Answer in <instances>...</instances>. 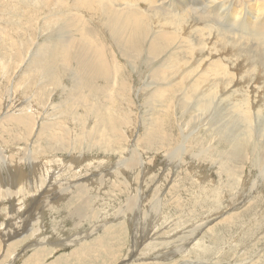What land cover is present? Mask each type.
Instances as JSON below:
<instances>
[{
	"label": "rangeland",
	"instance_id": "374dc122",
	"mask_svg": "<svg viewBox=\"0 0 264 264\" xmlns=\"http://www.w3.org/2000/svg\"><path fill=\"white\" fill-rule=\"evenodd\" d=\"M41 1H43V3ZM41 1L0 0V147L4 150L3 151L4 153L2 154L0 153V239H2L0 241V251H1L0 264H12V263L27 264L26 260H28L32 252H34V249L31 248L30 244H34V243H35L34 247L35 245L36 246L45 245L47 249L51 248L52 250L51 252L49 251V253L44 252L39 257V260L31 264H42V263L51 264V262L54 263V261L58 258H60L59 264H66V263L67 264L68 263L69 264H81V263L82 264L83 263L84 264H102V263L103 264H116V263L139 264L141 262L138 263L139 260L138 261L135 260L134 259L135 257L138 258L150 257L153 259L156 255H159L160 252L162 251L167 252L169 249H175V250L179 249V252L176 254V258H177L176 260L178 262L174 260L175 256H173L169 259V260L172 259L171 261L168 260L169 262H166L164 260L168 264L171 263L172 264H179V263L180 264H194V263L195 264L197 263L198 264H264V185H263L264 174H261V170H260L262 169L261 166L263 167L264 164L263 162L264 123L262 124V126L258 124V122L264 117V112H263L264 84L263 82L256 83L258 81L254 80V77L258 73L257 70L249 71V67L252 65L253 62L252 54L246 71L244 73H240V75L237 74V72L235 71L236 69L232 65L233 61L234 62L236 61L232 60L230 62L231 59L230 55L234 53V49H232L231 46L234 45H232L230 42L227 43L226 39L229 38L230 40H232L233 38H235L234 35H238L240 32L236 31L232 33L231 32L232 27L227 26V20L224 17L212 19L211 24L208 25L207 23H204L202 17L194 14V17L196 16L194 19L198 21L194 22V24L190 26L189 24L188 25L184 24L185 27L183 26V24H180L181 26L177 25L178 26L177 27L176 24H174V21L171 22V20L168 23V20H166V16L161 18V22H157L158 19L160 18L157 19L153 14H149V11L147 10L148 8H146L150 0L148 2L146 0H135V1L138 2L137 5H143L142 8L140 6V8L144 10L142 12H145L144 13L145 16L143 14V17L149 19L147 15L150 16L151 19L147 21L149 24L153 25V26L150 25L152 29L148 28L149 26L147 27L148 28L147 29L146 27H144V25H142L139 22L141 24V27L139 26L140 24L137 23L138 29L136 28L137 31L135 30L136 32H134L132 30V25L135 24L136 21L134 22L133 19L129 17L126 22L123 23L119 22V24H117L119 28L121 27L120 24L125 25L126 30H124L122 26L120 28L122 29V31L121 30L109 31L111 30L109 29L110 28L109 25L112 26L111 28L115 29V26L113 25L115 23V20L110 18L111 15L104 16L103 15L104 13L100 12V10L102 11L103 8L101 6L96 7L95 4H100L98 1L96 2L95 0L94 1L87 0L88 1V2L86 1L87 4L90 3L91 1L94 3L93 4L94 7H90V8H94V11L92 12L91 10L90 11L81 10L79 11L80 13L73 14L75 18H71L69 13V17L71 19H69L68 14L66 15V17L65 14L63 17L62 14H59L60 12L58 11V9L62 8L63 6V4L61 3L62 0H60V2H58L59 0L57 1L41 0ZM141 1L142 2L144 1L145 4L141 3ZM145 1L147 2V4ZM236 1L238 2V0H229L227 1V3H225V5L228 7L229 13L233 10L234 7H236L235 4L237 3ZM55 2H57V4L59 5L50 6V5H55L56 4ZM70 2H72V0H70ZM45 3L46 5H43ZM116 3L119 5V4H123L124 1L117 0ZM158 4L159 3H156V5ZM203 4H204L203 6L205 7V11H208L210 9L206 6L208 5V2H206L205 0ZM36 5L39 6L37 7ZM137 7L138 6H136V8ZM117 8H121V7H117ZM140 8H139V13L142 14ZM97 10H99V12ZM91 13L92 14L97 13V15L96 14L92 15ZM108 13L112 14L111 11ZM188 14L192 15L193 12L192 13L189 12ZM236 15L237 14H235L234 17ZM197 17H200V20ZM65 18L68 20H66ZM82 18L85 19L83 20ZM86 19L88 22L86 21ZM94 19L97 21L95 22ZM67 21H70L71 23ZM130 21H132L133 24L130 23ZM128 22L130 23V25L127 24ZM163 22H166L167 25L164 24ZM170 22H171V26H169ZM157 23H159V25ZM172 23L175 26L172 25ZM90 24L92 26H90ZM83 25L86 26V27L84 26L85 29ZM68 26L71 27L69 28ZM72 26L74 29L72 28ZM89 26L91 28H89ZM164 26H166V29L164 28ZM208 26L211 29L207 28ZM64 27H66L67 31L69 32L68 34L66 33V29H64ZM139 27L140 28L143 27L145 31L141 30ZM174 27H177L178 30L177 28L174 29ZM197 27L199 31L200 29H203L205 27L206 30H203L204 34L199 33L198 35ZM235 27H238V24ZM182 28H184V30ZM216 28L218 29L217 31L215 30ZM82 29L84 30L81 31ZM162 29L175 32L173 33V35H170V38L169 36L167 37L169 38V40L172 41L176 40V43L173 44H176L177 46L170 44L173 46H169L168 48L167 45L162 44V41L160 43L159 40H156L155 37H153L155 34L158 33L159 30L162 31ZM227 30H229V32H227ZM60 31L61 32L63 31L62 35ZM85 31L88 32L89 37L86 36L87 33ZM123 31H126L125 32L126 34H124ZM132 31L134 32L133 36L134 39L136 37V41L132 37L133 34ZM152 31L153 34L155 32L156 33L153 35ZM192 31H194L195 34H197L196 35L197 37L195 36V34L192 33ZM219 31L223 33H220ZM72 32L74 36H77L76 38H74ZM82 32L83 33L85 32L84 33L85 35H83ZM127 32L129 33L128 35ZM215 32L216 33L219 32L220 34L217 33L216 35ZM114 34L118 38L120 36L121 40L116 39ZM174 34L175 37H173ZM191 34H193V36ZM148 35L151 36V38H148L149 37ZM187 35H189V37ZM195 37L198 39V41L193 40V38ZM85 38H87V41H85L86 40ZM188 38L189 40H187ZM70 39L75 40L71 42L72 45L74 44L75 45L72 46L70 43L68 44L70 46V50L72 48L73 49L71 51L68 49L70 52L65 51L66 54L71 53V55L68 54L67 56L66 54H64L63 51V48L65 46V43L63 45V41L66 40L67 42H70L71 41ZM180 39L182 40V42L180 41ZM185 39L187 40L186 42L189 45V47L188 48L184 47L183 49H179L180 46L186 44ZM127 40L129 41L126 42L127 45L128 44L130 45V43H132L130 46L125 45V41ZM206 41L209 42L206 43ZM179 42L180 44H178ZM159 43L161 45L158 48ZM210 43L212 44V47H215L217 44L219 46L215 48L212 47L210 48L208 47ZM104 44L107 47L110 45L113 49H111V47L106 48ZM112 44H114V46ZM221 45L223 48L221 47ZM102 46H104L105 49ZM131 46L133 47V49L131 48ZM226 46H228L229 48H227ZM247 46L250 48V50H252L254 47V46H250V42L248 43ZM74 47L77 49L76 51ZM99 47L101 49L106 50V53L103 50L104 53L100 54L99 51L101 50ZM157 48L159 50H156ZM235 48L237 50L239 49L238 51H240L239 44L238 46H235ZM88 49L90 50V52L88 51ZM174 49L177 50L175 51ZM123 51L125 52L123 53ZM169 51L172 52L175 51L173 53L176 54H171L172 52L168 54ZM177 51L178 52L183 51V52H179L180 53L179 54ZM156 52L157 53L159 52L158 53L159 55ZM83 54H88L87 59L83 57ZM151 54L155 56L153 60ZM102 55L103 58L106 60H104L105 65L101 66V64L103 63L99 61V56ZM147 55L148 57L150 56L151 61L149 60ZM171 55H175L176 57L177 56L179 57L178 60L177 58L175 59V61L173 60L174 64L176 65L174 66L175 70L173 72L171 71L173 61L170 62L169 59ZM201 55L203 57H201ZM63 57L64 59H62ZM69 57L71 58L69 59ZM114 57H116L117 59ZM185 57L186 59H184ZM49 58H52L53 60ZM143 58L144 61L146 62L143 61ZM115 59L117 60V62ZM106 61L107 62L109 61L108 63H110L111 65L109 66V64ZM166 61L168 64L167 66L168 70L166 71L167 75L160 76V78L157 81L160 82L164 81L168 77H175L174 80L171 82L170 85L169 84L165 85L163 83L161 84L150 83L149 77H147L149 73L153 71L152 69L158 70V68L163 67ZM68 62L69 65L71 64L70 67L68 65ZM98 62L99 64H97ZM139 62L140 64H136ZM133 64L135 67L132 66ZM128 65L130 66L128 67ZM200 66L203 70H208L209 72L212 71V76L206 78L205 82L203 83L205 86L212 85L211 89L216 94V96H213L212 100L214 98L219 97L222 91V93L224 92V94L229 93L227 94V99H230L231 101H233V103L231 104L226 102L227 107L225 104H223L222 108L224 112L225 110L226 112L223 113V115L221 116L222 120H214V116L217 115V112L221 111L220 110L221 103L217 104L215 108L213 105L209 103L208 94H210V92L207 94V98L206 99L204 98L203 100L204 101L203 104L205 105L206 108L201 106L199 111L206 112V110H208L207 108L208 103L209 105H211L209 106V108H211L212 110L209 109V112L208 111L206 112L207 115H205V118H208L212 115V131H209L208 133L205 130L204 128L205 126L203 125L202 122L195 123L196 126L193 125L190 131L194 130L195 134L192 136V138L188 139L190 142H187L186 144V147L191 149V151L184 160L189 165L186 163L188 167H185L186 165L184 164L180 168L179 167L176 168L174 167V165H169L168 162H166V161H170L169 156L167 157L166 154L169 151H171V148L174 149L175 147H177V145L183 143L182 142L183 137L180 134V131L177 127V125L181 127V122H182L181 120H184L183 118L185 116L183 114L180 115V113L183 112V109L177 107V104L172 105L170 101H166L167 97L154 98L149 96L148 94H150V90H149L150 87L148 85H152V86L161 85L167 87L168 98L171 97L173 98L175 96L174 97L175 100L177 99V97L179 98L182 93L186 92V90L194 93L195 92L193 87L194 84L200 86L199 91L204 92L200 82H198L197 80H192L190 83V81H187L186 78H183V76L189 70L192 69L193 71H197L198 68H200ZM86 67H92V68H86ZM130 67L133 69L129 70ZM156 67L158 68L156 69ZM177 67L178 69H176ZM69 68L72 69L70 70ZM108 68H110L111 70H109ZM146 68H148L149 71ZM113 69L114 71H112ZM138 69L142 71L140 72ZM143 70H145L146 73L143 72ZM84 71H86L87 73ZM130 72H133L132 73L133 75ZM74 73L77 75V77ZM80 73L82 76L80 75ZM147 73L148 75H146ZM227 73H229V75H227ZM138 76H140V78ZM122 81L125 83L126 86H123V84L119 83ZM147 81L149 84H147ZM106 82L107 83L110 82V83L107 84ZM250 82H252V84ZM174 83L175 85L173 86ZM176 83H179L180 85ZM107 85L109 86L107 87ZM104 89H106L107 91ZM249 89L250 91H248ZM225 90L227 92H225ZM215 91H217L218 93ZM232 94H234V96ZM111 96L115 97L116 100L115 105L106 106V100H108L109 97ZM242 102H244L243 105ZM103 104H104V109L108 107L110 110H113L111 113L114 114V118L116 119L115 121L112 120L113 114L110 116L111 119L104 117L102 115L101 112H103L102 109ZM231 105L232 106L235 105V106L232 107ZM98 106L99 108L97 109ZM242 106H244L243 109L245 114L240 113V109L242 108ZM152 113L155 116L158 115L159 120H162V122H166V123L169 122V124L170 123H175V124L177 123V124L176 126H172L170 130L166 128L167 130L166 134L155 133L153 135V139L147 138L149 129L151 127L149 123L153 119L152 116H150L149 118L151 119L149 123H147V121H145L146 119L145 116L152 115ZM9 116H14V117L28 116V117H25L26 119L25 122H21V121H17L16 118L15 120L11 119L12 117ZM187 116L192 117L193 113H189L187 114ZM177 117L179 120L177 119ZM105 120L108 122L109 127H106ZM123 121L126 124H122L124 123ZM227 121L229 125H234L237 128H239V126L241 125L237 137L238 142H240V144H236V142L232 143L231 141H229V136L234 133L228 132L230 130L224 129V124ZM112 123L115 124V126H117V127L114 126L117 132L119 131V129L122 132L123 131L125 132L126 130L129 131H126V133L123 132L124 135L122 134L121 137L113 136L114 134H112V130L111 132H109ZM67 128L70 129L71 135L65 133ZM104 128L107 132H109V134L111 133L110 135L107 134L105 138L101 137V135L98 132H95L97 130L100 132H105L103 130ZM84 129H86L85 133L83 131ZM154 129L158 130L159 127L155 126ZM204 131H206L207 133ZM61 132L64 136H66L64 138H68V139L71 138L70 142L72 141L71 142L72 145L70 143L62 144V142H58V140L61 139L60 135H59L60 137L58 136L59 138L56 137L58 139L54 140L53 135H56V133L61 134ZM150 132H153V130ZM82 134H84L85 136ZM177 135L178 136L181 135V136L175 139L176 137H178ZM247 135L249 138L247 137ZM126 137L129 138L127 139ZM79 138L85 140L84 143H79L81 145V147L79 145L80 148L77 146ZM103 138L104 140L102 141ZM248 139L250 141H248ZM90 140H96L97 144L94 145L89 143ZM199 140L201 142H199ZM116 141L117 142L121 141L122 143L121 142L117 143ZM170 144L171 145L173 144L171 148H170L171 146ZM209 148L211 149L209 150ZM134 149L139 155L142 154V158L144 157L143 158L144 165L142 166L138 165L135 168H130V170L122 165L124 167V170L126 169L125 171L122 170L123 174H119L120 176L116 173L110 174L112 168H114V166L118 164V161H128L129 156L131 160L138 161V159L132 157V153H130ZM213 149L214 150L216 149L215 150L216 152ZM146 150L148 151V153H146L147 152ZM138 151L139 152L141 151L142 153L141 152L139 153ZM124 152L127 153L128 155L125 154ZM194 154H198V155H194ZM5 155L7 157L9 156L7 158L8 162H6V160H4L3 158ZM252 155L254 156L252 157ZM29 157L34 159L33 161L34 163H31L29 161L30 159ZM149 157L151 158V160ZM193 157L196 159H194ZM248 157L250 161L247 159ZM207 158L210 160H208ZM256 158L257 160H255ZM258 160L262 162L260 163ZM202 162L205 163L203 164ZM232 167H237V168H232ZM135 173L137 174L139 173V174L137 175ZM103 175L107 177L105 178ZM165 177H167L168 179L166 178L165 180L164 179ZM23 180L24 181L27 180V181L23 182ZM179 180L181 181L182 184L183 183L184 184L182 185ZM255 180H257V184H256L257 186L253 184ZM67 182L68 183L77 182L73 187L74 189H72L71 191L72 193H68L71 194L69 198L68 196L64 197L63 195L56 197L57 193L55 194L52 192H57L58 188L66 187ZM59 183H61V186H59L60 185ZM55 184L57 186H55ZM128 184L131 185L129 186ZM170 185H172V187ZM202 185L203 187H201ZM32 186H34L35 188H32ZM87 188L89 191L84 194V191ZM18 189L21 190L20 193L17 192ZM138 190H140L142 193L144 191V195L147 194L146 195L147 201H145L141 205L145 209V210L143 209L144 212H146L144 214L148 215L146 216V218H150L148 219V221L147 219H144L143 223L140 224L141 226L134 224V218H135L134 208L136 207L135 205L137 204H135L136 201L133 196L134 194H136ZM167 191H169L170 193ZM158 192H162L163 198L157 194ZM80 195L83 197H81ZM43 198L44 199L49 198L45 205H44V201L42 204ZM225 199L226 202L229 200L230 203L227 202L229 203L227 204L225 202ZM251 200L253 201L251 202ZM87 202L90 203L88 204ZM177 203H179L180 205L179 204L176 205ZM195 203L198 204L196 205ZM41 204L44 206L43 208L44 211H42L40 214L38 209L41 206ZM155 206L157 209L155 208ZM160 207H164V209L161 210L162 212L160 211V214H158ZM224 207L227 209H225ZM236 209L238 212L235 211ZM223 210H225L226 213ZM215 212L218 214H216ZM240 212H242V214ZM166 213L167 215H165ZM39 215L41 216L39 217ZM227 216H229V218L231 216V218L228 219ZM157 218L161 222L162 221L163 222L162 223H160V221L158 222ZM212 219H214V221H212ZM107 221L108 223L111 222L113 224L126 222L128 224V227H126L125 231H121L120 229H118L119 227H117L119 232L117 231L116 228L111 229L110 234L107 233L108 236H106L107 234L105 235L104 232L105 229L101 225L103 223H107ZM116 221L119 222L117 223ZM166 221L168 224H165ZM96 222H99L100 225ZM145 223H148V225L147 226L143 225ZM172 223H174L175 225L173 224L172 226ZM156 226H159L157 227L159 230L156 228ZM162 227L164 228L166 227V229ZM129 228L131 229L129 230ZM167 229L169 231H167ZM161 230L162 231L164 230V232H162V234H164L163 236H161L162 234H158V232ZM16 231H18V233ZM131 232H133V234ZM12 234H13L12 238H16V239L14 240L7 239V237L11 236ZM81 234H83L84 236ZM138 234H140V236H138ZM152 234L158 235L159 237H161L162 240L159 239L157 240L156 238H154ZM25 236H26V240L20 239V238H25ZM97 237L98 238L104 237V239L107 237L108 239L106 238L104 240V243L102 240L101 241V243H103L102 245L101 243L99 244L95 243L96 241L95 239L98 240ZM135 237L137 242L135 240ZM58 239L61 240L67 239L65 241H67L68 243L65 244L63 241L62 242L63 246L62 244H57V245L54 244L53 243L54 241L55 242L61 241ZM14 241L15 242L20 241V243L12 244ZM177 241L179 242L177 243ZM76 242H78V244ZM83 243L87 245H92L93 248L95 249L99 248L101 250L98 249L99 250L98 251L97 249L96 250L94 249L93 251L88 252L87 256H83L81 253L77 254L75 252V248L76 249L81 248ZM129 244L131 245L129 246ZM185 246H187L186 249ZM196 246L198 248L200 247L201 250L200 249L198 250ZM201 246L205 248L202 249ZM142 250H146V251H142ZM185 250L187 252L189 250L190 251L186 253ZM72 251L75 252L76 254L73 253ZM91 252L94 253L92 254ZM100 252L101 253L104 252L102 256H100ZM108 252L109 254H107ZM45 253L47 256L45 255ZM181 253H184L186 255ZM136 254L139 255L137 256ZM178 254L184 256L180 257L178 256ZM86 257L87 259H85ZM88 258L92 261H90ZM43 259L46 261H44ZM93 261L95 262L93 263ZM149 261L150 262L147 263H153V264L158 263V260L155 259Z\"/></svg>",
	"mask_w": 264,
	"mask_h": 264
},
{
	"label": "bare ground",
	"instance_id": "6f19581e",
	"mask_svg": "<svg viewBox=\"0 0 264 264\" xmlns=\"http://www.w3.org/2000/svg\"><path fill=\"white\" fill-rule=\"evenodd\" d=\"M39 1H41V0H39ZM48 1V0H47ZM57 1V0H56ZM87 0H72V2H70V0H62L61 1V3L63 4V6H62V8H60V9H58V11L60 12L59 14H62V17L64 16V14H65V17H66V15L68 14V17H69V13H70V17L71 18H75V16H73V14H77V13H80L79 11H83V10H91L92 12L94 11V8H90V7H94V3L92 2V1H94V0H92L90 3H88L87 4V2H86ZM96 2L98 1L100 4H95L96 5V7H98V6H101L102 8H103V10L101 11L100 10V12H103L104 14V16H107V15H111L110 16V18L111 19H113V20H115V23L113 24L114 26H115V29L114 28H111L112 26L111 25H109V29H111V30H109V31H112V30H121L122 31V29H120L122 26H123V28H124V30H126L125 29V25H121L120 24V28H119V26H117V24H119V22L120 23H123V22H126L127 21V19L129 18V17H131V19H133V21L135 22V24H133L132 23V21H130V23H132L131 25H132V30L134 31V32H136L137 30H136V28L138 27L137 25V23H141L142 25H144V27H148V28H150V29H152L151 28V26H153V25H151V24H149L148 23V21L147 20H149V19H151L150 18V16H148L147 15V17H149V19H147L146 17V19L143 17V14L145 13V12H142V11H144L143 9H141L142 7H143V5H137V3L138 2H136L135 0H122V1H124V3L123 4H117L116 3V1L117 0H95ZM121 1V0H120ZM147 2L149 1V0H146ZM145 1V2H146ZM205 0H150L149 1V4H148V6H146V8H148L147 10L149 11V14H153L157 19L158 18H160V19H158V21L157 22H161V18H163L164 16H166V20H168V23H169V21L171 20V22L172 21H174V24H176V26L177 25H180V24H183V26L185 27V25L184 24H189V26L190 25H193L194 24V22H196V21H198V20H196V19H194L195 17H194V14L195 15H198V16H200V17H202L203 18V21H204V23H207L208 25H210L211 24V22H212V19H216V18H222V17H224V18H226V20H227V26L228 27H232V30H231V32L233 33V32H236V31H239L240 33L238 34V35H234L235 36V38H233L232 40H230L229 38H227L226 40H227V43L228 42H230L232 45H234V46H231V44H230V46H231V48L232 49H234V53L232 54V55H230L231 56V59H230V62L232 61V60H235L236 62H234L233 61V63H232V65H233V67L236 69L235 71L237 72V74L238 75H240V73H244L245 71H246V69H247V66H248V63H249V60H250V58H251V54H252V61H250V62H252V65L249 67V71H251V70H253V71H255V70H257L258 71V73H257V75L254 77V80H256V81H258V82H256V83H259V82H263V84H264V0H238V2L237 3H235L236 4V7H234L233 8V10L229 13V10H228V7L225 5V3H227V1H229V0H206V2H208V5H206L208 8H210L208 11H205V7L203 6L204 4H203V2H204ZM35 2H37V1H35ZM42 3H43V1H41ZM58 2H60V0L58 1ZM147 2H146V4H147ZM56 4L55 5H50V6H57V5H59V4H57V2H55ZM120 3V2H119ZM135 3H136V5H135ZM141 3H144V1L142 2L141 1ZM156 3H159L158 5H156ZM33 4H36V3H33ZM32 4V5H33ZM38 4V3H37ZM50 4V3H49ZM145 4V3H144ZM207 4V3H206ZM42 5V4H41ZM43 5H46V3L45 4H43ZM37 7L39 6V5H36ZM136 6H138L137 8H138V10H137V8H136ZM140 6H141V8H140ZM84 7V8H83ZM117 7H121V8H117ZM231 7V6H230ZM54 8V7H53ZM56 8H58V7H56ZM139 8H140V11L142 12V14L141 13H139ZM207 8V9H208ZM240 8V9H239ZM62 9V10H61ZM237 9V10H236ZM75 10V11H74ZM96 10V9H95ZM56 11V10H55ZM57 11V12H58ZM98 12H99V10H97ZM112 12V14H109L108 12ZM74 12H76V13H74ZM189 12H193V14L192 15H189L188 13ZM85 13H86V11H85ZM82 14V13H81ZM92 14V13H91ZM97 15V13H94V14H92V15ZM102 14V13H101ZM101 14H99V15H101ZM235 14H237L235 17H234V15ZM26 15V14H25ZM91 15V16H92ZM2 16V15H1ZM59 16V15H58ZM144 16H145V14H144ZM69 17V19H71ZM93 17V16H92ZM98 17V16H97ZM200 17H197V18H199V20H200ZM23 18H24V16H23ZM22 18V19H23ZM94 18V17H93ZM107 18V17H106ZM109 18V19H110ZM66 19V18H65ZM64 19V20H65ZM83 19V18H82ZM85 19V18H84ZM83 19V20H84ZM99 19H100V17H99ZM98 19V20H99ZM130 19V20H131ZM9 20V19H8ZM7 20V21H8ZM66 20H68V19H66ZM65 20V21H66ZM95 20V19H94ZM71 21V20H70ZM70 21H67V22H70ZM86 21H87V19H86ZM97 20H95V22H96ZM66 22V23H67ZM74 22V21H73ZM73 22H72V24H73ZM84 22V21H83ZM82 22V23H83ZM88 22V21H87ZM150 22V21H149ZM167 22V21H166ZM166 22H163L164 24H166L167 25V23ZM171 22H170V25L169 26H171ZM210 22V23H209ZM71 23V22H70ZM98 23V22H97ZM130 23L128 22L127 24H129L130 25ZM139 23V24H140ZM71 24V25H72ZM75 24V23H74ZM81 24V23H80ZM94 24V23H93ZM141 24L139 25L140 27H141ZM158 25H159V23H157ZM162 24V23H161ZM160 24V25H161ZM173 23H172V25H174ZM222 24H224V23H222ZM237 24H238V27H235V26H237ZM69 25V24H68ZM87 25H89V24H87ZM105 25V24H104ZM151 25V26H150ZM66 26V25H65ZM85 25H83V27H84ZM90 26H92L91 24H90ZM89 26V28H91ZM163 26V25H162ZM175 26V25H174ZM181 26V25H180ZM179 26V27H180ZM189 26H187V27H189ZM207 26V25H206ZM67 27V26H66ZM66 27H64V29H66ZM69 27V26H68ZM71 27V26H70ZM69 27V28H70ZM75 27H77V26H75ZM79 27H80V25H79ZM82 27V26H81ZM82 27V28H83ZM86 27V26H85ZM85 27H84V29H85ZM101 27V26H100ZM108 27V26H107ZM139 27V28H140ZM159 27V26H158ZM178 27V26H177ZM177 27H174V29H176ZM186 27V28H187ZM192 27V26H191ZM195 27V26H194ZM227 27V28H228ZM72 28H73V26H72ZM147 28V29H148ZM164 28L166 29V26H164ZM168 28V27H167ZM205 28V27H204ZM200 29V31H199V29H198V27H197V32H198V35H199V33H202V34H204L203 33V30H206V28L205 29ZM207 28H209V26L207 27ZM212 28H213V25H212ZM74 29V28H73ZM81 29V28H80ZM84 29H82L81 31H83ZM130 29V28H129ZM138 29V28H137ZM141 30H143V31H145L144 30V28L142 27V28H140ZM146 29V30H147ZM157 29V28H156ZM183 30H184V28H182ZM209 29H211V28H209ZM24 30V29H23ZM42 30H43V28H42ZM62 30V29H61ZM72 30V29H71ZM87 30V29H86ZM128 30V29H127ZM136 30V31H135ZM177 30H178V28H177ZM181 30V29H180ZM182 30V31H183ZM192 30H194V29H192ZM213 30V29H212ZM216 31L218 30L217 28L215 29ZM64 31V30H63ZM62 31V32H63ZM73 31V30H72ZM132 31V32H133ZM156 31V30H155ZM160 31V30H159ZM159 31H158V33L157 34H153V31H152V34L154 35L153 37H155V39L156 40H159V42L161 43V41H162V44H164V45H167L168 46V48H169V46H173V45H175V46H177L176 44H173V43H176V40H169V38H170V35H173V33H175V32H173V31H170V30H163L162 29V31H160V34H159ZM175 31V30H174ZM188 31H189V29H188ZM53 32V31H52ZM61 32V31H60ZM61 32V35L63 34ZM86 33H87V37H89L88 36V32L87 31H85ZM84 32V33H85ZM124 32V34H126L125 32L126 31H123ZM129 32V31H128ZM127 32V35L130 33H128ZM134 32H133V34H132V37H133V39H134ZM181 32V31H180ZM196 32V33H197ZM204 32H206V31H204ZM208 32V31H207ZM220 32V31H219ZM219 32H217V33H219ZM227 32H229V30H227ZM226 32V33H227ZM230 32V33H231ZM42 33V32H41ZM65 33V32H64ZM66 33L68 34L69 32L67 31V29H66ZM83 33V32H82ZM81 33V34H82ZM83 33V35H85ZM182 33V32H181ZM187 33V32H186ZM192 33L193 34H195V32L194 31H192ZM216 33V32H215ZM217 33H216V35H217ZM220 33H223V32H220ZM219 33V34H220ZM72 34H73V32H72ZM144 34V33H143ZM145 34H147V33H145ZM190 34V33H189ZM193 34H191L192 36H193ZM211 34H212V32H211ZM60 35V36H61ZM80 35V34H79ZM78 35V36H79ZM150 35V34H149ZM148 35V36H149ZM179 35V34H178ZM182 35V34H181ZM197 34H195V36H196ZM57 36V35H56ZM71 36V35H70ZM73 36H74V34H73ZM114 36L116 37V39H119V40H121V38H120V36H119V38L114 34ZM148 36H146V37H148ZM167 36H169V38L167 37ZM183 36H184V34H183ZM188 37H189V35H187ZM220 36V35H219ZM50 37H52V36H50ZM77 36H74V38H76ZM129 37H130V35H129ZM143 37V36H142ZM173 37H175V34H174V36ZM172 37V38H173ZM177 37V36H176ZM180 37V36H179ZM197 37V36H196ZM193 38V40L194 41H198V39L197 38ZM212 37H213V35H212ZM226 37H227V35H226ZM62 38V37H61ZM64 38V37H63ZM73 38V37H72ZM145 38V37H144ZM148 38H151V36H149ZM182 38H184V37H182ZM187 38V37H186ZM209 38H211V37H209ZM224 38V37H223ZM53 39V38H52ZM86 39V40H85ZM84 40L85 41H87V38H85ZM127 39V38H126ZM130 39H131V37H130ZM129 39V40H130ZM175 39V38H174ZM63 40V39H62ZM71 41L70 42H67L66 40L65 41H63V45H64V43H65V46H64V48H63V51H64V54H66L65 53V51H69L70 50V46L68 45L69 43L72 45V43L71 42H73V40L72 39H70ZM135 41H136V37H135V39H134ZM150 40V39H149ZM187 40H189V38L187 39ZM186 39H185V43L186 44H184V45H182V46H180V48L179 49H183L184 47H186V48H188L189 47V45L187 44V41ZM207 40V39H206ZM223 40H225V39H223ZM75 41V40H74ZM152 41H153V38H152ZM180 41L182 42V40L180 39ZM214 41V40H213ZM52 42V41H51ZM56 42V41H55ZM120 42V41H119ZM126 42H129L128 40L127 41H125V45H127L126 44ZM132 42V41H131ZM209 42V41H208ZM207 41H206V43H208ZM220 42V41H219ZM219 42H218V44H219ZM226 42V41H225ZM224 42V43H225ZM250 42V46H254L253 47V49L252 50H250V48L247 46L248 45V43ZM102 43V42H101ZM106 43V42H105ZM134 43V42H133ZM158 43V42H157ZM158 44V48L160 47V45L161 44ZM213 43V42H212ZM132 43H130V45H131ZM170 44H173V45H170ZM178 44H180V42L178 43ZM217 44V43H216ZM216 45L215 47H217V46H219V45ZM223 44V43H222ZM238 44H239V46H240V51H238L236 48H235V46H238ZM75 45V44H74ZM74 45H72V46H74ZM95 45V44H94ZM109 45V44H108ZM113 46H114V44H112ZM129 45V44H128ZM127 45V46H128ZM129 45V46H130ZM155 45H157V44H155ZM226 45V44H225ZM228 45V44H227ZM98 46H101V45H98ZM104 46H105V44H104ZM104 46H102L103 48H104ZM133 46V45H132ZM131 46V48L133 49V47ZM174 46V47H175ZM192 46V45H191ZM204 46H205V43H204ZM204 46H203V49H204ZM214 46V45H213ZM224 46V45H223ZM229 46V45H228ZM228 46H226L227 48H229ZM97 47V46H96ZM106 48H108V47H111L110 45L107 47V46H105ZM146 47V46H145ZM155 47V46H154ZM153 47V48H154ZM208 47H212V44L210 43L209 44V46ZM215 47H212V48H215ZM221 47H222V45H221ZM246 47H247V49H246ZM75 48V47H74ZM100 48V47H99ZM131 48H129V49H131ZM135 48V47H134ZM156 49V50H159V49ZM165 48H166V46H165ZM164 48V49H165ZM176 48V47H175ZM199 48V47H198ZM223 48V47H222ZM69 49V50H68ZM73 49V48H72ZM71 49V50H72ZM105 49V48H104ZM104 49H101L100 48V50L101 51H99V53L100 54H102V53H104V51H105V53H106V50H104ZM111 49H113L112 47H111ZM119 49V48H118ZM70 50V51H71ZM77 49L75 48V51H76ZM94 50H95V48H94ZM104 50V51H103ZM145 50V49H144ZM143 50V51H144ZM155 50V51H156ZM166 50V49H165ZM175 50V49H174ZM177 50V49H176ZM175 50V51H176ZM187 50V49H186ZM69 51V52H70ZM74 51V50H73ZM73 51H72V53H73ZM74 51V52H75ZM87 51V50H86ZM88 51L90 52V50L88 49ZM103 51V52H102ZM113 51V50H112ZM133 51V50H132ZM146 51V50H145ZM154 51V52H155ZM161 51H163V50H161ZM175 51H173V52H175ZM203 51V50H202ZM208 51V50H207ZM233 51V50H232ZM95 52H96V50H95ZM108 52H109V49H108ZM115 52V51H114ZM125 51H123V53H124ZM167 52V51H166ZM172 51H169L168 52V54L169 53H171ZM171 53V54H176V53ZM178 52V51H177ZM179 52H183V51H179ZM178 52V53H179ZM209 52V51H208ZM228 52V51H227ZM97 53H98V51H97ZM157 53V52H156ZM159 53V52H158ZM157 53V54H158ZM162 53V52H161ZM69 54V53H68ZM68 54H66L67 56H68ZM110 54V53H109ZM115 54V53H114ZM122 54V53H121ZM126 54V53H125ZM156 54V55H157ZM180 54V53H179ZM187 54V53H186ZM208 54V53H207ZM69 55H71V53L69 54ZM127 55H129V54H127ZM144 55V54H143ZM159 55V54H158ZM166 55V54H165ZM188 55V54H187ZM107 56V55H106ZM105 56V57H106ZM145 56H146V54H145ZM145 56H144V58H145ZM151 56H152V60L154 59V57L155 56H153L152 54H151ZM53 57V56H52ZM64 57H65V55H64ZM64 57L62 58V59H64ZM83 57L85 58V59H87V57H88V54H83ZM131 57V56H130ZM147 57H148V55H147ZM183 57V56H182ZM201 57H203L202 55H201ZM228 57V56H227ZM71 57H69V59H70ZM107 58V57H106ZM114 58H116V57H114ZM128 58H129V56H128ZM134 58V57H133ZM132 58V59H133ZM144 58H143V61H144ZM149 58V60L151 59L150 58V56L148 57ZM167 58V57H166ZM168 58H169V56H168ZM177 58V60H178V56L176 57L175 55H171L170 56V62L171 61H175V59ZM49 59H52V58H49ZM68 59V60H69ZM117 59V58H116ZM115 59V60H116ZM184 59H186V57L184 58ZM53 60V59H52ZM104 60H106V59H104L103 58V55L102 56H99V61L100 62H102L103 64H101V66L102 65H105L104 64ZM147 60V59H146ZM183 60V59H182ZM241 60H242V62H241ZM56 61V60H55ZM98 61V60H97ZM140 61V60H139ZM151 61V60H150ZM155 61V60H154ZM174 61L172 62V67H171V71L173 72L174 70H175V68H174V66H176L175 64H174ZM181 61V60H180ZM64 62V61H63ZM107 62V61H106ZM109 62V61H108ZM107 62V63H108ZM116 62H117V60H116ZM116 62H115V64H116ZM144 62H146V61H144ZM143 62V63H144ZM72 63V62H71ZM130 63H132V62H130ZM176 63V62H175ZM97 64H99V62L97 63ZM96 64V65H97ZM109 64V66L111 65L110 63H108ZM136 64H140V62L139 63H136ZM152 64V63H151ZM154 64V63H153ZM48 65V64H47ZM68 65H69V62H68ZM71 65V64H70ZM70 65H69V67H70ZM94 65V64H93ZM113 65V64H112ZM150 65V64H149ZM65 66V65H64ZM100 66V67H101ZM130 65H128V67H129ZM132 66H134V64L132 65ZM137 66V65H136ZM141 66V65H140ZM147 66V65H146ZM145 66V67H146ZM154 66V65H153ZM167 66H168V64H167V61H166V63L163 65V67H160V68H158V67H156V69L158 68V70H155V69H152L153 71H151L150 73H149V75H148V73L146 74V75H148L147 77H149V81H150V83H156V84H161V83H163V84H165V85H170L171 84V82L174 80V78L175 77H168L167 79H165L164 81H157L159 78H160V76H166L167 75V73H166V71L168 70V68H167ZM50 67V66H49ZM93 67V66H92ZM91 67V68H92ZM95 67V66H94ZM105 67V66H104ZM116 67H117V65H116ZM115 67V68H116ZM135 67V66H134ZM144 67V68H145ZM150 67V66H149ZM178 67H180V66H178ZM178 67L176 68V69H178ZM64 68H66V67H64ZM68 68V67H67ZM76 68V67H75ZM98 68V67H97ZM103 68V67H102ZM101 68V69H102ZM106 68V67H105ZM104 68V69H105ZM143 68V69H144ZM183 68V67H182ZM233 68V69H234ZM70 70L72 69V68H69ZM74 69V68H73ZM95 69V68H94ZM109 70H111L112 69V67H111V69L110 68H108ZM121 69V68H120ZM130 69H133V68H129V70ZM141 69V68H140ZM147 70H148V68H146ZM186 69H188V68H186ZM96 70H98V69H96ZM139 70V69H138ZM137 70V71H138ZM78 71V70H77ZM76 71V72H77ZM101 71V70H100ZM105 71V70H104ZM112 71H114V69L112 70ZM116 71V70H115ZM135 71V70H134ZM136 71V72H137ZM140 71V70H139ZM142 71V70H141ZM140 71V72H141ZM149 71V70H148ZM233 71V70H232ZM252 71V72H253ZM79 72V71H78ZM83 72V71H82ZM84 72H86V71H84ZM89 72V71H88ZM110 72V71H109ZM143 72H145V70H143ZM142 72V73H143ZM87 73V72H86ZM85 73V74H86ZM93 73V72H92ZM95 73V72H94ZM98 73V72H97ZM100 73V72H99ZM131 74L133 73V72H130ZM146 73V72H145ZM230 73V72H229ZM229 73H227V75H229ZM254 73V72H253ZM75 74V73H74ZM78 74V73H77ZM138 74H140V73H138ZM236 74V73H235ZM248 74V73H247ZM250 74H252V73H250ZM76 75V74H75ZM80 75H81V73H80ZM89 75V74H88ZM91 75V74H90ZM106 75H107V73H106ZM124 75H125V73H124ZM129 75V74H128ZM133 75V74H132ZM140 75H142V74H140ZM230 75H233V74H230ZM244 75H246V74H244ZM249 75V74H248ZM82 76V75H81ZM105 76V75H104ZM131 76V75H130ZM171 76H174V75H171ZM179 76V75H178ZM209 76H212V71H208V70H203L202 68H201V66H200V68H198V70L197 71H193L192 69L191 70H189L184 76H183V78H186V80L187 81H190V83H191V81L192 80H197L198 82H200L201 83V85H202V89L204 90V92H201V91H199V89H200V86H197L196 84H194V90H195V92L193 93V92H189L188 90H186V92H184V93H182L181 95H180V97L178 98L177 97V99L175 100L174 99V97L172 98H168V93H167V87H165V86H161V85H158V86H152V85H148L149 87H150V94H148L149 96H151V97H159V98H161V97H167V99H166V101H170V103H172V105H175V104H177V107H179V108H182L183 109V112L182 113H180V115L181 114H183L185 117L183 118L184 120H181L182 122H181V127L180 126H178L177 125V127H178V129H179V131H180V134L182 135V137H183V140H182V142L183 143H181V144H179V145H177V147H175L174 149L173 148H171L172 147V145L170 146V145H168V146H170V148H171V151H169L166 155H167V157L169 156V160L170 161H166V162H168V164L169 165H174V167H176V168H180L181 166H183L184 164L186 165L185 167H188V163L186 162V161H184L185 160V158H186V156L187 155H189V153H190V151H191V149H189L188 147H186V144H187V142H190L188 139H190V138H192V136L195 134L194 132V130L193 131H190L191 129H192V127H193V125H195L196 126V124L195 123H203V125L205 126L204 128H205V130L209 133V131H212V115L210 116V117H208V118H205V115H207V111L209 112V109H211V108H209V106H211V105H213L215 108H216V106H217V104H219V103H221V111L220 112H217V115L216 116H214V120H222V115H223V113H225L226 112V110H225V112H224V110H223V108H222V106H223V104H225L226 105V107H227V104H226V102H228V103H233V101H231L230 99H227V94H229V93H225L224 94V92L222 93V91H221V93H220V95H219V97H217V98H214L213 100H212V98H213V96H216V94L212 91V85L211 86H205L203 83L205 82V80H206V78H208ZM76 77H77V75H76ZM79 77V76H78ZM111 77V76H110ZM115 77H117V76H115ZM134 77V76H133ZM139 78H140V76H138ZM138 77H136V78H138ZM146 77V76H145ZM144 77V78H145ZM180 77V76H179ZM244 77V76H243ZM253 77V76H252ZM106 78V77H105ZM233 78V77H232ZM108 79V78H107ZM110 79V78H109ZM113 79V78H112ZM117 79V78H116ZM115 79V80H116ZM234 79H235V77H234ZM238 79H240V78H238ZM242 79V78H241ZM111 80V79H110ZM251 80V79H250ZM253 80V79H252ZM238 81V80H237ZM114 82V81H113ZM229 82V81H228ZM231 82V81H230ZM232 82H233V80H232ZM249 82V81H248ZM247 82V83H248ZM107 83V82H106ZM105 83V84H106ZM108 83H110V82H108ZM107 83V84H108ZM116 83V82H115ZM120 84H123V86H126L125 85V83L122 81V82H119ZM182 83V82H181ZM236 83V82H235ZM234 83V84H235ZM251 84H252V82H250ZM255 83V84H256ZM113 84V83H112ZM112 84H110V85H112ZM117 84V83H116ZM147 84H149L148 83V81H147ZM176 84H179V83H176ZM243 84V83H242ZM262 84V85H263ZM92 85V84H91ZM175 85V83L173 84V86ZM180 85V84H179ZM93 86V85H92ZM109 85H107V87H108ZM147 86V85H146ZM219 86V85H218ZM217 86V87H218ZM227 86V85H226ZM232 86V85H231ZM244 86H246V85H244ZM247 86H248V84H247ZM257 86V85H256ZM260 86V85H259ZM107 87H106V89H107ZM111 87V86H110ZM109 87V88H110ZM129 87V86H128ZM228 87H229V85H228ZM227 87V88H228ZM250 87V86H249ZM91 88V87H90ZM108 88V89H109ZM130 88V87H129ZM231 88V87H230ZM256 88V87H255ZM260 88V87H259ZM263 88V87H262ZM106 89H104V90H106ZM127 89V88H126ZM237 89V88H236ZM254 89V88H253ZM170 90V89H169ZM222 90V89H221ZM230 90V89H229ZM252 90V89H251ZM261 90V89H260ZM263 90V89H262ZM107 91V90H106ZM248 91H250V89L248 90ZM264 91V90H263ZM93 92V91H92ZM124 92V91H123ZM128 92V91H127ZM170 92V91H169ZM210 92V94H208ZM215 92H217V91H215ZM225 92H227L226 90H225ZM254 92H257V91H254ZM258 92H259V90H258ZM218 93V92H217ZM207 94H208V98H209V103L211 104V105H209V103H208V110H206V112L205 111H202V112H200L199 110H200V108H201V106H203V107H205V105L203 104V100H204V98L206 99L207 98ZM233 96H234V94H232ZM262 95V94H261ZM259 96V95H258ZM257 96V97H258ZM253 97V96H252ZM256 97V96H255ZM251 98V97H250ZM264 98V97H263ZM262 98V99H263ZM254 100V99H253ZM174 101H176V102H178V103H176V102H174ZM230 101V102H229ZM264 101V100H263ZM115 102H116V100H115V97H109V99L108 100H106V106L107 105H110V106H112V105H115ZM101 103H103V102H101ZM203 104V105H202ZM207 104V103H206ZM237 104V103H236ZM239 104V103H238ZM244 104V102H242V105ZM258 104V103H257ZM256 104V105H257ZM224 105V106H225ZM159 106V105H158ZM232 106V105H231ZM230 106V107H231ZM235 106V105H234ZM234 106H232V107H234ZM94 107V106H93ZM96 107V106H95ZM176 107V106H175ZM229 107V108H230ZM99 108V106L97 107V109ZM206 108V107H205ZM244 106H242V108L240 109V113L241 114H245L244 113ZM96 109V108H95ZM103 112H101L102 113V115L104 116V117H107V118H109V119H111L110 118V116L113 114V113H111L113 110H110L108 107L106 108V109H104V104H103ZM100 110V109H99ZM123 110V109H122ZM212 110V109H211ZM219 110V109H218ZM161 111V110H160ZM175 111V110H174ZM199 111V112H198ZM215 111V110H214ZM127 112V111H126ZM165 112V111H164ZM163 112V113H164ZM211 112V111H210ZM264 112V111H263ZM176 113V112H175ZM178 113H179V111H178ZM189 113H193V116L192 117H188L187 116V114H189ZM100 115V114H99ZM98 115V116H99ZM50 116V115H49ZM150 116H152V119L153 120H151V122L149 123V121H150V119L151 118H149ZM225 116H226V114H225ZM9 117H12L11 119H14L15 120V118L17 119V121H21V122H25L26 121V119H25V117H28V116H17V117H14V116H9ZM181 117V116H180ZM47 118V117H46ZM114 114H113V117H112V120L113 121H115L116 119L114 118ZM141 118V117H140ZM145 121H147V123H149V125L151 126H149L150 127V129H149V132H148V137L147 138H152L153 139V135L155 134V133H161V134H166L167 133V130H166V128H168L169 130H170V128L172 127V126H176V124L175 123H170L169 124V122L168 123H166V122H162V120H159V116L158 115H154L153 113H152V115H148V116H145ZM164 118V117H163ZM177 119H178V117H177ZM77 120V119H76ZM179 120V119H178ZM187 120V121H186ZM224 120V119H223ZM86 121V120H85ZM103 121V120H102ZM118 121V120H117ZM141 121V120H140ZM143 121V120H142ZM105 125H106V127H109L108 126V122L105 120ZM124 122V121H123ZM186 122V123H185ZM233 122V121H232ZM237 122V121H236ZM185 123V124H184ZM264 123V117L258 122V124L260 125V126H262V124ZM122 124H126L125 122L124 123H122ZM237 124V123H236ZM235 124V125H236ZM37 125V124H36ZM43 125H45V124H43ZM142 125H144V124H142ZM147 125V124H146ZM199 125V124H198ZM54 126V125H53ZM56 126V125H55ZM62 126V125H61ZM115 124H113L112 123V125H111V129L109 130V132H111V130H112V134H114L113 136H122V134H123V132L122 131H120V129H119V131L117 132V130H116V128L115 127H117V126H115ZM122 126V125H121ZM148 126V125H147ZM155 126H158L159 127V129L157 130V129H154V127ZM202 126V125H201ZM243 126V125H242ZM33 127H34V125H33ZM58 127V126H57ZM98 127V126H97ZM103 127H104V125H103ZM114 127V128H113ZM136 127V126H135ZM120 128V127H119ZM239 128H241V125L239 126ZM239 128H237L236 126H234V125H229V123H228V121L227 122H225V124H224V129L225 130H230V131H228V132H232V133H234V134H232V135H230L229 136V141H231L232 143L233 142H236V144H240V142H238V139H237V137H238V134H239ZM43 129V128H42ZM49 129V128H48ZM59 129H61V128H59ZM130 129V128H129ZM198 129V128H197ZM85 130L86 129H84L83 131H84V133H85ZM105 132H100V131H95V132H98L100 135H101V137H104L105 138V136L107 135V134H109V132H107L106 130H105V128L103 129ZM153 130V132H150V131H152ZM242 130V129H241ZM126 131H129V130H126ZM126 131L124 132V133H126ZM148 131V130H147ZM206 131H204V132H206ZM244 131V130H243ZM247 131V130H246ZM251 131V130H250ZM144 132H145V130H144ZM206 132V133H207ZM50 133V132H49ZM65 133L67 134H70L71 135V131H70V129L69 128H67V130L65 131ZM147 133V132H146ZM201 133H203V132H201ZM111 134V133H110ZM109 134V135H110ZM212 134V133H211ZM251 134V133H250ZM52 135V134H51ZM61 136V139H59L58 140V142H62V144H71L72 145V141L70 142V140H71V138L70 139H68V138H64V137H66V136H64L63 134H62V132H61V134H59V133H56V135H53L54 136V140H56V139H58L60 136ZM69 135V136H70ZM82 135H84V134H82ZM124 135V134H123ZM146 135V134H145ZM158 135V134H157ZM156 135V136H157ZM170 135H171V133H170ZM174 135V134H173ZM172 135V136H173ZM181 135H177L178 137H176L175 139H177V138H179ZM243 135V134H242ZM59 136V137H58ZM68 136V135H67ZM80 136V135H79ZM85 136V135H84ZM112 136V135H111ZM165 136V135H164ZM197 136H199V135H197ZM56 137H58V138H56ZM78 137V136H77ZM81 137V136H80ZM88 137V136H87ZM201 137V136H200ZM203 137V136H202ZM205 137V136H204ZM218 137V136H217ZM247 137H248V135H247ZM246 137V138H247ZM74 138V137H73ZM104 138L102 139V141L104 140ZM127 139L129 138V137H126ZM135 138V137H134ZM145 138V137H144ZM160 138H162V137H160ZM171 138H174V137H171ZM206 138V137H205ZM210 138V137H209ZM249 138V137H248ZM109 139V138H108ZM112 139V138H111ZM115 139V138H114ZM200 139V138H199ZM201 139H204V138H201ZM207 139H208V137H207ZM216 139V138H215ZM79 141H78V144H77V146L79 147V143H84L85 142V140L84 139H81V138H79L78 139ZM126 140V139H125ZM131 140V139H130ZM169 140V139H168ZM246 140V139H245ZM74 141V140H73ZM112 141V140H111ZM133 141V140H132ZM153 141V140H152ZM175 141V140H174ZM178 141H179V139H178ZM211 141V140H210ZM248 141H250L249 139H248ZM252 141H253V138H252ZM117 142V141H116ZM119 142H121V141H119ZM119 142H117V143H119ZM127 142V141H126ZM130 142V141H129ZM136 142V141H135ZM151 142V141H150ZM176 142V141H175ZM197 142V141H196ZM195 142V143H196ZM199 142H201L200 140H199ZM207 142V141H206ZM212 142V141H211ZM76 143V142H75ZM89 143H91V144H97V142H96V140H90L89 141ZM107 143V142H106ZM122 143V142H121ZM245 143V142H244ZM260 143V142H259ZM135 144V143H134ZM140 144V143H139ZM175 144V143H174ZM178 144V143H177ZM209 144V143H208ZM235 144V145H236ZM250 144V143H249ZM248 144V145H249ZM123 145V144H122ZM163 145H166V144H163ZM193 145V144H192ZM214 145V144H213ZM258 145V144H257ZM136 146H138V145H136ZM141 146V145H140ZM206 146V145H205ZM80 147H81V145H80ZM79 147V148H80ZM130 147V146H129ZM166 147V146H165ZM164 147V148H165ZM198 147H200V146H198ZM208 147H210V146H208ZM238 147V146H237ZM134 148V147H133ZM201 148H203V147H201ZM214 148V147H213ZM236 148V147H235ZM117 149H119V148H117ZM131 149V148H130ZM139 149V148H138ZM137 149V150H138ZM168 149V148H167ZM211 148H209V150H210ZM217 149V148H216ZM215 149V150H216ZM234 149V148H233ZM245 149V148H244ZM250 149V148H249ZM254 149V148H253ZM252 149V150H253ZM115 150V149H114ZM166 150V149H165ZM214 150V149H213ZM214 150V151H215ZM238 150V149H237ZM240 150V149H239ZM264 150V149H263ZM4 150L0 147V153L2 154V153H4L3 152ZM131 151V150H130ZM147 151V150H146ZM200 151V150H199ZM199 151H197V152H199ZM203 151V150H202ZM254 151V150H253ZM253 151H251V152H253ZM262 151V150H261ZM119 152H120V150H119ZM139 152V151H138ZM141 152V151H140ZM139 152V153H140ZM145 152V151H144ZM211 152V151H210ZM216 152V151H215ZM118 153V152H117ZM122 153V152H121ZM125 153V152H124ZM130 153H132V157H134V158H137L138 159V161H135V160H131L130 159V156L128 157L129 159H130V161H129V159H128V161H118V164L116 165V166H114V168H112V171H111V173L110 174H114V173H116V174H123L122 172L123 171H125L124 170V167H127L129 170H130V168H135L136 166H138V165H144V157L142 158V154L141 155H139L136 151H135V149L134 150H132V152H130ZM142 153V152H141ZM146 153H148V151L146 152ZM145 153V154H146ZM194 153V152H193ZM196 153V152H195ZM244 153V152H243ZM247 153V152H246ZM125 154H127V153H125ZM144 154V155H145ZM199 154V153H198ZM198 154H194V155H198ZM203 154H204V152H203ZM214 154V153H213ZM212 154V155H213ZM250 154V153H249ZM252 154V153H251ZM253 154H255V153H253ZM128 155V154H127ZM157 155V154H156ZM193 155V156H194ZM215 155V154H214ZM259 155H260V153H259ZM29 156V155H28ZM202 156V155H201ZM254 155H252V157H253ZM263 156V155H262ZM9 157V156H8ZM6 155L3 157L4 158V160H6V162H8L7 161V158H8ZM153 157H155V156H153ZM210 157V156H209ZM208 157V158H209ZM215 157V156H214ZM256 157H258V156H256ZM30 159H33V158H31V157H29ZM125 158V157H124ZM134 158H132V159H134ZM150 158V157H149ZM166 158V157H165ZM194 158V157H193ZM193 158H192V160H193ZM203 158V157H202ZM207 158V159H208ZM212 158H213V156H212ZM255 158V157H254ZM260 158V157H259ZM29 159V161L31 162V163H34L33 161H34V159L33 160H30ZM155 159V158H154ZM168 159V158H167ZM194 159H196V158H194ZM248 160H249V157L247 158ZM251 159V158H250ZM262 159V158H261ZM121 160V159H120ZM150 160H151V158H150ZM191 160V159H190ZM199 160H201V159H199ZM208 160H210V159H208ZM246 160V159H245ZM252 160H254V159H252ZM255 160H257V158L255 159ZM147 161V160H146ZM154 161V160H153ZM203 161V160H202ZM250 161V160H249ZM259 161V160H258ZM152 162V161H151ZM185 162V163H184ZM190 162V161H189ZM194 162V161H193ZM208 162V161H207ZM206 162V163H207ZM260 162V161H259ZM259 162H258V165H259ZM262 162V161H261ZM260 162V163H261ZM263 162H264V157H263ZM11 163V162H10ZM188 165H187V164ZM203 163V162H202ZM205 163V162H204ZM203 163V164H204ZM246 163H247V161H246ZM254 163H256V162H254ZM152 164V163H151ZM154 164V163H153ZM192 164V163H191ZM68 165V164H67ZM124 167H123V166ZM200 165V164H199ZM242 165H243V163H242ZM217 166V165H216ZM173 167V168H174ZM185 167H183V168H185ZM243 167V166H242ZM241 167V168H242ZM248 167V166H247ZM258 167V166H257ZM175 168V169H176ZM232 168H237V167H232ZM241 168H239V169H241ZM244 168V167H243ZM261 168L262 169H260L261 170V174H264V164H263V167L261 166ZM226 169H227V167H226ZM228 169H230V168H228ZM251 169V168H250ZM123 170V171H122ZM174 170V169H173ZM178 170V169H177ZM176 170V171H177ZM183 170V169H182ZM187 170V169H186ZM192 170V169H191ZM152 171V170H151ZM175 171V170H174ZM173 171V172H174ZM179 171H180V169H179ZM129 172V171H128ZM135 172H137V171H135ZM182 172V171H181ZM189 172V171H188ZM193 172V171H192ZM227 172V171H226ZM187 173V172H186ZM191 173V172H190ZM194 173V172H193ZM229 173V172H228ZM242 173V172H241ZM135 174H137V173H135ZM139 174V173H138ZM137 174V175H138ZM170 174H171V171H170ZM174 174V173H173ZM189 174V173H188ZM118 175H116V176H118ZM134 175V174H133ZM175 175V174H174ZM179 175H181V174H179ZM104 176V175H103ZM120 176V175H119ZM122 176V175H121ZM123 176H125V175H123ZM188 176V175H187ZM222 176V175H221ZM244 176V175H243ZM105 178L107 177V176H104ZM109 177V176H108ZM114 177V176H113ZM134 177H136V176H134ZM159 177V176H158ZM183 177V176H182ZM184 177H186V176H184ZM261 177V176H260ZM166 178L167 177H165L164 179L166 180ZM179 178V177H178ZM181 178V177H180ZM194 178V177H193ZM240 178V177H239ZM259 178V177H258ZM111 179V178H110ZM118 179V178H117ZM123 179V178H122ZM168 179V178H167ZM199 179V178H198ZM263 179H264V177H263ZM262 179V180H263ZM109 180V179H108ZM206 180V179H205ZM258 180V179H257ZM257 180H255L254 181V185H256L257 184ZM25 181H27V180H25ZM24 180H23V182H25ZM75 181V180H74ZM78 181H80V180H78ZM111 181V180H110ZM173 181V180H172ZM180 181V180H179ZM30 182V181H29ZM114 182V181H113ZM158 182H159V179H158ZM176 182V181H175ZM214 182V181H213ZM77 182H70V183H66V187H61V188H58L57 190V192H52V193H57V195H56V197L57 196H60V195H63L64 197H67L68 196V198H69V196L71 195V194H68V193H72L71 191H72V189H74L73 187L75 186V184H76ZM109 183V182H108ZM130 183V182H129ZM156 183H157V181H156ZM165 183H167V182H165ZM180 183H181V181H180ZM180 183H179V185H180ZM202 183V182H201ZM252 183V182H251ZM262 183V182H261ZM260 183V184H261ZM264 183V182H263ZM60 185L59 186H61V183H59ZM110 184V183H109ZM108 184V185H109ZM114 184V183H113ZM116 184V183H115ZM163 184V183H162ZM171 184V183H170ZM176 184V183H175ZM182 184V183H181ZM184 184V183H183ZM182 184V185H183ZM204 184V183H203ZM228 184V183H227ZM20 185V184H19ZM120 185V184H119ZM123 185V184H122ZM129 185V184H128ZM131 185V184H130ZM129 185V186H130ZM169 185V184H168ZM177 185V184H176ZM178 185V186H179ZM182 185H181V187H182ZM264 185V184H263ZM3 186H5V185H3ZM17 186V185H16ZM55 186H57L56 184H55ZM143 186V185H142ZM141 186V187H142ZM171 187H172V185H170ZM169 186V187H170ZM257 186V185H256ZM255 186V187H256ZM21 187V186H20ZM114 187V186H113ZM156 187V186H155ZM162 187V186H161ZM164 187H165V185H164ZM170 187V188H171ZM175 187V186H174ZM201 187H203V185L201 186ZM210 187H211V185H210ZM32 188H35L34 186H32ZM124 188V187H123ZM122 188V189H123ZM144 188V187H143ZM154 188V187H153ZM169 188V189H170ZM177 188V187H176ZM180 188V187H179ZM187 188V187H186ZM121 189V190H122ZM129 189V188H128ZM173 189V188H172ZM124 190V189H123ZM127 190V189H126ZM156 190H158V189H156ZM162 190V189H161ZM171 190V189H170ZM176 190V189H175ZM179 190V189H178ZM261 190H262V188H261ZM49 191V190H48ZM89 190H88V188L84 191V194L86 193V192H88ZM130 191V190H129ZM173 191V190H172ZM180 191V190H179ZM179 191H177V192H179ZM260 191V190H259ZM17 192L18 193H20L21 192V190L20 189H18L17 190ZM23 192V191H22ZM36 192H38V191H36ZM100 192V191H99ZM118 192V191H117ZM125 192H127V191H125ZM167 192H169V191H167ZM187 192V191H186ZM101 193V192H100ZM170 193V192H169ZM168 193V194H169ZM175 193V192H174ZM181 193V192H180ZM183 193V192H182ZM261 193V192H260ZM35 194V193H34ZM38 194V193H37ZM83 194V193H82ZM158 195H160L162 198H163V195H162V192H158L157 193ZM165 194V193H164ZM171 194H173V193H171ZM248 194V193H247ZM247 194H246V196H247ZM256 194V193H255ZM255 194H253V195H255ZM48 195H50V194H48ZM76 195V194H75ZM130 195V194H129ZM147 195V194H146ZM146 195H144V191H143V193L140 191V190H138L137 192H136V194H134V198H135V201H136V203L135 204H137V205H135L134 207V210H135V212H134V216H135V218H134V224H136V225H140V224H142L143 223V220L144 219H147V221H148V219H150V218H146V216H148V215H146V214H144V213H146V212H144V207L141 205V204H143L145 201H147V199H146ZM166 195V194H165ZM180 195V194H179ZM182 195V194H181ZM250 195V194H249ZM81 196V195H80ZM131 196V195H130ZM224 196V195H223ZM45 197V196H44ZM81 197H83V196H81ZM179 197V196H178ZM241 197V196H240ZM254 197V196H253ZM259 197V196H258ZM59 198V197H58ZM57 198V199H58ZM62 198V197H61ZM132 198V197H131ZM170 198V197H169ZM181 198V197H180ZM179 198V199H180ZM248 198V197H247ZM28 199V198H27ZM49 198H43V200H42V204H43V201H44V205L47 203V200H48ZM128 199V198H127ZM130 199V198H129ZM184 199V198H183ZM239 199H242V198H239ZM150 200V199H149ZM161 200V199H160ZM172 200V199H171ZM224 200V199H223ZM54 201V200H53ZM57 201V200H56ZM130 201V200H129ZM129 201H128V203H129ZM177 201V200H176ZM197 201V200H196ZM232 201V200H231ZM237 201V200H236ZM243 201V200H242ZM248 201V200H247ZM246 201V202H247ZM253 200H251V202H252ZM142 202V203H141ZM169 202V201H168ZM178 202V201H177ZM198 202V201H197ZM216 202H218V201H216ZM225 202H226V199H225ZM224 202V203H225ZM227 202H229L230 203V201L228 200ZM226 202V203H227ZM240 202V201H239ZM250 202V203H251ZM51 203H52V201H51ZM88 203V202H87ZM90 203V202H89ZM88 203V204H89ZM127 203V204H128ZM173 203H175V202H173ZM183 203H184V201H183ZM220 203V202H219ZM223 203V204H224ZM225 203V204H226ZM229 203H227V204H229ZM234 203V202H233ZM41 204V206L39 207V209H38V211L40 212V214H41V212L42 211H44L43 210V208H44V206ZM67 204V203H66ZM87 204V205H88ZM132 204V203H131ZM165 204V203H164ZM163 204V205H164ZM172 204V203H171ZM179 203H177L176 205H178ZM196 204V203H195ZM198 204V203H197ZM196 204V205H197ZM224 204V205H225ZM235 204V203H234ZM237 204H239V203H237ZM245 204V203H244ZM10 205V204H9ZM38 205H39V203H38ZM141 205V206H140ZM156 205V204H155ZM180 205V204H179ZM250 205H252V204H250ZM18 206V205H17ZM56 206H58V205H56ZM129 206V205H128ZM127 206V207H128ZM171 206V205H170ZM235 206V205H234ZM21 207V206H20ZM73 207V206H72ZM71 207V208H72ZM88 207V206H87ZM165 207V206H164ZM164 207H160L159 208V213L158 214H160V211L161 210H163L164 209ZM177 207V206H176ZM181 207H183V206H181ZM226 207V206H225ZM224 207V208H225ZM232 207V206H231ZM244 207V206H243ZM54 208V207H53ZM70 208V209H71ZM155 208H156V206H155ZM192 208V207H191ZM190 208V209H191ZM194 208V207H193ZM21 209H23V208H21ZM132 209V208H131ZM144 209V210H143ZM157 209V208H156ZM169 209V208H168ZM188 209V208H187ZM225 209H227V208H225ZM237 209H239V208H237ZM237 209L235 210L236 212H238L237 211ZM20 210V209H19ZM183 210H184V208H183ZM243 210V209H242ZM18 211V210H17ZM152 211V210H151ZM154 211H156V210H154ZM181 211V210H180ZM218 211V210H217ZM224 212H225V210H223ZM222 211V212H223ZM241 211V210H240ZM248 211V210H247ZM14 212H16V211H14ZM148 212V211H147ZM162 212V211H161ZM164 212V211H163ZM230 212V211H229ZM31 213V212H30ZM125 213V212H124ZM167 213H168V211H167ZM167 213L165 214V215H167ZM187 213V212H186ZM185 213V214H186ZM197 213V212H196ZM216 213V212H215ZM226 213V212H225ZM241 214H242V212H240ZM21 214V213H20ZM52 214V213H51ZM73 214V213H72ZM91 214V213H90ZM98 214V213H97ZM155 214H156V212H155ZM216 214H218V213H216ZM219 214H220V212H219ZM222 214V213H221ZM240 214V215H241ZM5 215H6V213H5ZM37 215V214H36ZM75 215V214H74ZM131 215V214H130ZM178 215V214H177ZM14 216V215H13ZM41 215H39V217H40ZM93 216H94V214H93ZM97 216V215H96ZM179 216V215H178ZM225 216V215H224ZM245 216V215H244ZM34 217V216H33ZM38 217V216H37ZM118 217V216H117ZM121 217H123V216H121ZM130 217V216H129ZM160 217V216H159ZM193 217V216H192ZM194 217H195V215H194ZM222 217V216H221ZM228 217V219H230L231 218V216H230V218H229V216H227ZM226 217V218H227ZM237 217V216H236ZM15 218V217H14ZM26 218V217H25ZM28 218V217H27ZM88 218V217H87ZM91 218V217H90ZM89 218V219H90ZM161 218V217H160ZM165 218V217H164ZM173 218V217H172ZM177 218V217H176ZM224 218V217H223ZM233 218V217H232ZM235 218V217H234ZM89 219H87V220H89ZM106 219V218H105ZM104 219V220H105ZM108 219V218H107ZM128 219V218H127ZM153 219V218H152ZM219 219V218H218ZM242 219V218H241ZM240 219V220H241ZM245 219H247V218H245ZM14 220V219H13ZM31 220V219H30ZM161 220H163V219H161ZM169 220H172V219H169ZM174 220V219H173ZM232 220V219H231ZM233 220H235V219H233ZM244 220V219H243ZM243 220H242V222H243ZM23 221V220H22ZM32 221V220H31ZM35 221H37V220H35ZM113 221V220H112ZM129 221V220H128ZM157 221L159 222L160 220L157 218ZM212 221H214V219H212ZM117 222V221H116ZM119 222V221H118ZM117 222V223H118ZM163 222V221H162ZM161 221H160V223H162ZM181 222V221H180ZM222 222H223V220H222ZM234 222V221H233ZM238 222V221H237ZM248 222V221H247ZM96 223H98L99 224V222H96ZM102 223V222H101ZM196 223V222H195ZM240 223V222H239ZM91 224V223H90ZM94 224V223H93ZM158 224V223H157ZM165 224H168L167 223V221H166V223ZM173 224L174 223H172V226H173ZM181 224V223H180ZM220 224V223H219ZM35 225V224H34ZM33 225V226H34ZM92 225V224H91ZM100 225V224H99ZM143 225H145V226H147L148 225V223H145V224H143ZM155 225V224H154ZM159 225V224H158ZM175 225V224H174ZM192 225V224H191ZM190 225V226H191ZM212 225V224H211ZM214 225V224H213ZM221 225V224H220ZM236 225V224H235ZM104 229H105V235L107 234V233H109L110 234V231H111V229H117V227H119L118 229H120L121 231H125V229H126V227H128V224L126 223V222H122V223H119V224H113V223H108V221H107V223H103L102 225H101ZM141 226V225H140ZM160 226H162V225H160ZM168 226V225H167ZM177 226V225H176ZM189 226V225H188ZM196 226V225H195ZM224 226H226V225H224ZM223 226V227H224ZM228 226V225H227ZM231 226H232V223H231ZM25 227H26V225H25ZM95 227V226H94ZM97 227V226H96ZM155 227V226H154ZM153 227V228H154ZM157 227H159V226H156V228ZM132 228V227H131ZM131 228H129V230L131 229ZM162 228H164V227H162ZM178 228V227H177ZM211 228H212V226H211ZM222 228V227H221ZM90 229H91V227H90ZM118 229H117V231H118ZM158 229V228H157ZM164 229H166V227L164 228ZM175 229H176V227H175ZM66 230V229H65ZM98 230V229H97ZM159 230V229H158ZM173 230V229H172ZM201 230V229H200ZM6 231V230H5ZM10 231V230H9ZM90 231H92V230H90ZM114 231V230H113ZM146 231H148V230H146ZM154 231H157V230H154ZM167 231H169L168 229H167ZM166 231V232H167ZM176 231H177V229H176ZM199 231V230H198ZM215 231V230H214ZM13 232V231H12ZM17 233H18V231H16ZM20 232H23V231H20ZM41 232V231H40ZM119 232V231H118ZM141 232H143V231H141ZM162 232H164V230L162 231H159L158 232V234H162ZM113 233H115V232H113ZM122 233V232H121ZM128 233V232H127ZM132 234H133V232H131ZM153 233V232H152ZM175 233V232H174ZM187 233H188V231H187ZM24 234V233H23ZM22 234V235H23ZM72 234V233H71ZM86 234H88V233H86ZM118 234V233H117ZM148 234H149V232H148ZM176 234V233H175ZM180 234V233H179ZM21 235V236H22ZM33 235V234H32ZM81 235H83V234H81ZM104 235V236H105ZM112 235V234H111ZM129 235V234H128ZM135 235V234H134ZM153 236H154V238H156L157 240L159 239V240H162L161 239V237H159L158 235H154V234H152ZM164 234H162L161 236H163ZM167 235V234H166ZM2 236V235H1ZM12 236H13V234L11 235V236H9V237H7V239H11V240H14V239H16V238H12ZM20 236V237H21ZM84 236V235H83ZM87 236V235H86ZM86 236H85V238H86ZM106 236H108V234L106 235ZM110 236V235H109ZM138 236H140V234H138ZM142 236V235H141ZM116 237V236H115ZM128 237V236H127ZM129 237H131V236H129ZM147 237V236H146ZM145 237V238H146ZM84 238V239H85ZM96 238V237H95ZM98 238V237H97ZM107 238V237H106ZM105 238V239H106ZM111 238H113V237H111ZM138 238H140V237H138ZM165 238V237H164ZM20 239H24V240H26V236H25V238H20ZM20 239H18V240H20ZM32 239V238H31ZM77 239H78V237H77ZM81 239V238H80ZM83 239V238H82ZM104 237H100V238H98V240L97 239H95L96 241H95V243H101V241L103 240V243H104ZM108 239V238H107ZM128 239V238H127ZM149 239V238H148ZM183 239V238H182ZM2 239H0V241H1ZM4 240V239H3ZM10 240V241H11ZM39 240V239H38ZM70 240V239H69ZM124 240V239H123ZM135 240H136V237H135ZM177 240V239H176ZM7 241V240H6ZM36 241V240H35ZM44 241V240H43ZM71 241H73V240H71ZM114 241V240H113ZM134 241V240H133ZM139 241V240H138ZM143 241V240H142ZM199 241H200V238H199ZM199 241H197V242H199ZM3 242V241H2ZM92 242V241H91ZM112 242V241H111ZM123 242V241H122ZM129 242H130V240H129ZM135 242V241H134ZM136 242H137V240H136ZM135 242V243H136ZM179 241H177V243H178ZM180 242H181V240H180ZM17 243H20V241H17V242H13L12 244H17ZM31 243V242H30ZM43 243V242H42ZM77 244H78V242H76ZM89 243H90V240H89ZM93 243V242H92ZM94 243V244H95ZM103 243H101L102 245H103ZM124 243V242H123ZM158 243V242H157ZM35 244V243H34ZM47 244V243H46ZM81 244V243H80ZM126 244V243H125ZM170 244V243H169ZM175 244H176V242H175ZM30 245H32V244H30ZM108 245V244H107ZM115 245V244H114ZM128 245V244H127ZM131 244H129V246H130ZM168 245V244H167ZM171 245H173V244H171ZM50 246V245H49ZM62 246H63V244H62ZM79 246H81V245H79ZM85 246V247H84ZM95 246V245H94ZM99 246H101V245H99ZM126 246V245H125ZM135 246H136V244H135ZM169 246V245H168ZM175 246V245H174ZM198 246V245H197ZM196 246V247H197ZM47 247H48V245H47ZM52 247V246H51ZM59 247V246H58ZM77 247V246H76ZM84 247V248H83ZM97 247V246H96ZM105 247V246H104ZM104 247H102V248H104ZM124 247V246H123ZM127 247V246H126ZM141 247V246H140ZM144 247V246H143ZM161 247H163V246H161ZM173 247V246H172ZM171 247V248H172ZM202 247V246H201ZM31 248H33L34 249V252H32V254L29 256V259L28 260H26L27 261V264L28 263H35V261H37V260H39V257L44 253V252H48L49 253V251L51 252V248H49V249H47L46 247H45V245L43 246H36L35 245V247H31ZM53 248V247H52ZM57 248V247H56ZM55 248V249H56ZM129 248V247H128ZM145 248V247H144ZM164 248H165V246H164ZM164 248H163V250H164ZM187 248V246H185V249ZM205 247H202V249H204ZM209 248V247H208ZM6 249V248H5ZM4 249V250H5ZM25 249V248H24ZM29 249V248H28ZM95 248H93V246L92 245H87V244H84L83 243V245H82V247L81 248H75V252L77 253V254H82L83 256H87V253L88 252H90V251H93ZM97 250L99 249V248H96ZM95 249V250H96ZM111 249H113V248H111ZM130 249V248H129ZM132 249V248H131ZM141 249H143V248H141ZM154 249V248H153ZM160 249V248H159ZM162 249V248H161ZM197 249L199 250L200 249V247L198 248L197 247ZM99 250H101V249H99ZM98 250V251H99ZM155 250V249H154ZM191 250V249H190ZM189 250V251H190ZM201 250V249H200ZM208 250V249H207ZM30 251V250H29ZM73 251H74V249H73ZM72 251V252H73ZM113 251V250H112ZM116 251H117V249H116ZM142 251H146V250H142ZM157 251V250H156ZM162 251V250H161ZM186 251V250H185ZM188 251V252H189ZM204 251V250H203ZM1 252V251H0ZM25 252V251H24ZM28 252V251H27ZM75 252H73V253H75ZM95 252V251H94ZM93 252V253H94ZM102 252V251H101ZM100 252V256H102L103 255V253H101ZM150 252V251H149ZM179 252V249H177V250H175V249H169L167 252H160V254L159 255H156L153 259H155V260H158V263H156V264H168V263H166V262H169V261H171V260H169L171 257H173V256H175V258H174V260H176L177 258H176V254ZM187 251H186V253H188ZM209 252V251H208ZM207 252V253H208ZM19 253V252H18ZM75 253V254H76ZM92 253V252H91ZM92 253V254H93ZM113 253V252H112ZM119 253H121V252H119ZM134 253V252H133ZM141 253V252H140ZM151 253V252H150ZM153 253V252H152ZM206 253V252H205ZM25 254V253H24ZM51 254V253H50ZM97 254V253H96ZM107 254H109V252L107 253ZM115 254V253H114ZM123 254V253H122ZM181 254H184V253H181ZM181 254H178V256H184V255H186V254H184V255H181ZM18 255V254H17ZM29 255V254H28ZM45 255H46V253H45ZM52 255V254H51ZM68 255V254H67ZM67 255H65V256H67ZM89 255V254H88ZM128 255V254H127ZM137 255V254H136ZM139 255V254H138ZM137 255V256H138ZM143 255V254H142ZM155 255V254H154ZM22 256V255H21ZM27 256V255H26ZM47 256V255H46ZM73 256V255H72ZM99 256V257H100ZM104 256H105V254H104ZM103 256V257H104ZM115 256V255H114ZM113 256V257H114ZM19 257V256H18ZM23 257V256H22ZM79 257V256H78ZM93 257V256H92ZM20 258V257H19ZM18 258V259H19ZM77 258V257H76ZM75 258V259H76ZM83 258V257H82ZM106 258V257H105ZM130 258V257H129ZM157 258V259H156ZM22 259V258H21ZM56 259V258H55ZM54 259V260H55ZM64 259V258H63ZM71 259V258H70ZM74 259V260H75ZM85 259H87V257L85 258ZM89 259V258H88ZM93 259V258H92ZM100 259V258H99ZM113 259V258H112ZM127 259V258H126ZM135 260H139L138 261V263L139 262H141V263H139V264H153V263H147V262H150L149 260H153L152 258H150V257H144V258H138V257H135L134 258ZM142 259H145V260H142ZM179 259V258H178ZM16 260V259H15ZM41 260V259H40ZM44 260V259H43ZM80 260V259H79ZM84 260V259H83ZM90 260V259H89ZM95 260H96V258H95ZM98 260V259H97ZM104 260V259H103ZM166 262H165V261ZM169 260V261H168ZM182 260V259H181ZM44 261H46V260H44ZM43 261V262H44ZM59 261H60V258H58V259H56L55 261H54V263L53 262H51V264L53 263V264H59ZM64 261V260H63ZM71 261H73V260H71ZM81 261V260H80ZM90 261H92V260H90ZM125 261V260H124ZM177 261V260H176ZM186 261H188V260H186ZM191 261V260H190ZM203 261V260H202ZM41 262V261H40ZM95 261H93V263H94ZM115 262V261H114ZM152 262V261H151ZM163 262H165V263H163ZM178 262V261H177ZM196 262V261H195ZM197 262H199V261H197ZM204 262V261H203ZM48 263H50V262H48ZM74 263H76V262H74ZM110 263V262H109ZM112 263V262H111ZM127 263V262H126ZM155 263V262H154ZM192 263V262H191ZM13 264V263H12ZM42 264H44V263H42ZM67 264V263H66ZM69 264V263H68ZM82 264V263H81ZM84 264V263H83ZM103 264V263H102ZM117 264V263H116ZM119 264V263H118ZM130 264V263H129ZM133 264V263H132ZM136 264V263H135ZM172 264V263H171ZM180 264V263H179ZM195 264V263H194ZM198 264V263H197Z\"/></svg>",
	"mask_w": 264,
	"mask_h": 264
},
{
	"label": "crops",
	"instance_id": "0c3cea01",
	"mask_svg": "<svg viewBox=\"0 0 264 264\" xmlns=\"http://www.w3.org/2000/svg\"><path fill=\"white\" fill-rule=\"evenodd\" d=\"M18 229V228H17ZM58 240H61V239H58ZM65 240H67V239H62L61 241H57V242H53L54 244H62V242L64 241V243L66 244V243H68L67 241H65Z\"/></svg>",
	"mask_w": 264,
	"mask_h": 264
},
{
	"label": "water",
	"instance_id": "95a60500",
	"mask_svg": "<svg viewBox=\"0 0 264 264\" xmlns=\"http://www.w3.org/2000/svg\"><path fill=\"white\" fill-rule=\"evenodd\" d=\"M31 247H32V245H31Z\"/></svg>",
	"mask_w": 264,
	"mask_h": 264
}]
</instances>
